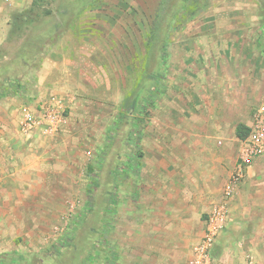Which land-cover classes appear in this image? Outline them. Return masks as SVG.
Listing matches in <instances>:
<instances>
[{"label": "rangeland", "instance_id": "374dc122", "mask_svg": "<svg viewBox=\"0 0 264 264\" xmlns=\"http://www.w3.org/2000/svg\"><path fill=\"white\" fill-rule=\"evenodd\" d=\"M132 2L127 0L128 4ZM205 3L206 0H162L153 21L147 14L141 18L138 13L143 31H149L148 38H152L150 47L141 43L142 28L123 29L134 38L125 39L123 34L121 102L112 101L118 96V83L110 91L106 87L94 90L99 77L89 79L90 72H85L84 79L89 80L85 91L74 93V109H65L70 118L60 124L54 138L40 143L39 158L33 157V188L11 190L14 202L7 197V190H0V264H123V216L132 219L142 214L166 213L172 205L177 214L184 205L187 228L197 239L187 260L190 264L208 212L219 203L224 188L206 194L208 211L194 202L197 191H202L188 187L181 173H175L176 183L170 186L168 165L157 163L152 154L161 144H173L169 139L176 138L180 126L193 128L191 122L198 125L195 120L201 110L185 108L184 99L179 97L186 90L184 63H190L184 58L201 47L198 37H194L204 29L198 11ZM105 5H119V1L40 0L36 6L32 2L20 11L24 16L14 22V42L0 50V77L12 75V86L21 83V90L34 95L39 68L59 38L75 20H88V10ZM127 18L129 15L123 14V20ZM84 30L81 33L86 36ZM260 31L263 39L264 30ZM165 41L162 54L160 47ZM80 50L79 45L74 49L77 58ZM27 59L31 61L29 68L23 62ZM154 75H158L156 80L151 79ZM211 77L217 86V74ZM113 82H119L118 78ZM150 89L154 93L144 97ZM174 101L178 109L171 110L169 102ZM255 111H240V117L233 118L226 128L235 152L240 145L235 129ZM168 116L180 126L167 125ZM158 139L162 141L160 146ZM262 159L263 156L252 166L262 164ZM186 198L190 200L186 202ZM214 255L220 256L217 251Z\"/></svg>", "mask_w": 264, "mask_h": 264}, {"label": "crops", "instance_id": "0c3cea01", "mask_svg": "<svg viewBox=\"0 0 264 264\" xmlns=\"http://www.w3.org/2000/svg\"><path fill=\"white\" fill-rule=\"evenodd\" d=\"M117 1L119 5L88 10V20H82L83 17L75 20L59 38L57 46L39 68V84L34 95L22 91L0 98V190H7L11 202L15 201L11 190L33 188V161L39 158L40 143L54 138L59 131L43 126L33 137L26 136L22 131L23 107L40 115L45 104L60 100L65 108L74 109L77 105L74 93L84 92L89 83L84 79L86 71L90 72L89 79L99 77L94 90L101 91L106 87L110 91L118 83V96L112 101L121 102L123 34L125 39L133 37L123 29L143 27L138 21V13L140 17L147 14L153 21L162 0H132L131 4L127 0ZM32 2L0 0V50L14 42L11 38L15 30L14 17ZM198 12L200 26L204 29L194 38L198 37L201 47L184 58L190 63L189 66L184 63L186 90L184 96L179 97L184 99L185 108L201 110L195 120L198 125L191 122L193 128L183 127L168 116L167 125L178 124L180 132L175 139H169L174 143L168 146L163 147L160 138L156 140L161 147L152 155L157 163L171 166V170L168 166V170L165 169L169 173L167 183L170 186L176 183L175 173H181L189 184L186 186L203 192L197 191L194 202L209 211L210 207L205 204L206 194L223 187L217 205L225 201V188L235 170L242 144L238 139L240 145L236 152L233 150L227 126L233 118L240 117V111L255 108L252 117L248 115L241 121L250 128L255 114L264 106V38H260V30H264V0H206ZM123 14L129 15L126 21ZM83 30L86 36L81 33ZM142 35L141 43L147 44L149 31L145 33L142 28ZM77 45L81 49L78 58L74 51ZM212 61L215 62L213 65ZM95 71L97 74L94 75ZM216 74L217 86H214L216 81L211 76ZM116 77L119 82H113ZM169 104L171 110L177 108L175 101ZM66 112L64 122L71 116ZM262 161L247 170L228 205L230 222L214 249L220 255L217 258L227 264H264V156ZM150 167L155 168V165ZM143 168L147 166L143 165ZM189 200L186 198V202ZM184 211L182 205L177 214L172 205L166 213L142 214L132 219L123 216V264H188L197 239L187 228Z\"/></svg>", "mask_w": 264, "mask_h": 264}, {"label": "built area", "instance_id": "2783aa9c", "mask_svg": "<svg viewBox=\"0 0 264 264\" xmlns=\"http://www.w3.org/2000/svg\"><path fill=\"white\" fill-rule=\"evenodd\" d=\"M65 106L62 101L53 100L42 107L40 115L33 114L23 107L22 131L30 138L43 126L57 129L65 118ZM264 156V106L255 114L254 124L239 150L238 162L225 188V201L215 207L205 220V228L198 244L194 247L190 264H227L214 255L216 242L230 222L229 203L246 177L247 170L260 157Z\"/></svg>", "mask_w": 264, "mask_h": 264}, {"label": "trees", "instance_id": "16d2710c", "mask_svg": "<svg viewBox=\"0 0 264 264\" xmlns=\"http://www.w3.org/2000/svg\"><path fill=\"white\" fill-rule=\"evenodd\" d=\"M97 1H100V0H97ZM39 2H40V0H34L33 1V6H36V5H38L39 4ZM49 13V12H48ZM24 16V14L23 13H18V14H16L15 15V17H14V20H13V23L16 21H18V20H20L22 17ZM153 44V41H152V38L149 40V42H148V47H150L151 45ZM166 41L165 42H163V44L161 45V47H160V52L162 53V54H165V47H166ZM25 64V66L27 67V68H29V65H30V63H31V61H29L28 59L27 60H25V61H23ZM0 75H3V73H1ZM157 76L158 75H154V76H152L151 77V79H154V80H156L157 79ZM12 75H10V74H8V75H4V76H2V77H0V98L1 97H5V96H8V95H14V94H17V93H19V92H22L23 90H21L22 89V87H23V85L21 84V83H18V84H16V86H12L11 85V80H12ZM26 92V91H25ZM154 93V91L153 90H149L148 91V93H146L145 94V96L144 97H147V96H150L151 94H153ZM139 101V100H138ZM135 106H136V104H134ZM134 106V107H135ZM249 132H250V128H248L246 125H244V124H239L238 126H237V128H236V136H237V138L238 139H240V140H245L247 137H248V135H249Z\"/></svg>", "mask_w": 264, "mask_h": 264}]
</instances>
